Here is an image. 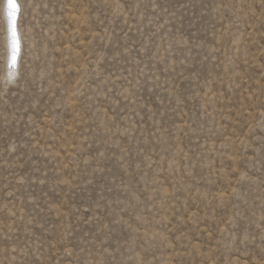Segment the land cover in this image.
I'll use <instances>...</instances> for the list:
<instances>
[{"label": "rangeland", "instance_id": "rangeland-1", "mask_svg": "<svg viewBox=\"0 0 264 264\" xmlns=\"http://www.w3.org/2000/svg\"><path fill=\"white\" fill-rule=\"evenodd\" d=\"M0 0V264H264V0Z\"/></svg>", "mask_w": 264, "mask_h": 264}, {"label": "snow or ice", "instance_id": "snow-or-ice-1", "mask_svg": "<svg viewBox=\"0 0 264 264\" xmlns=\"http://www.w3.org/2000/svg\"><path fill=\"white\" fill-rule=\"evenodd\" d=\"M9 66L16 68L21 55V38L18 32L17 20L21 13V5L17 0H6ZM12 74L10 73V76Z\"/></svg>", "mask_w": 264, "mask_h": 264}, {"label": "bare ground", "instance_id": "bare-ground-1", "mask_svg": "<svg viewBox=\"0 0 264 264\" xmlns=\"http://www.w3.org/2000/svg\"><path fill=\"white\" fill-rule=\"evenodd\" d=\"M18 4L21 5V13L18 17V20H17V27H18V32L20 34V38H21V33H22V30H21V19H22V13H23V4L21 2V0H17ZM5 4H6V0H5V3L3 5V15H4V19H5V26H6V37H7V49H8V32H7V17H6V12H5ZM21 41H22V38H21ZM22 44V43H21ZM22 51V50H21ZM19 63V62H18ZM19 67V66H18ZM8 70H10V73L12 74L10 77H14L16 75V70L17 68H10L9 66V50H8Z\"/></svg>", "mask_w": 264, "mask_h": 264}]
</instances>
